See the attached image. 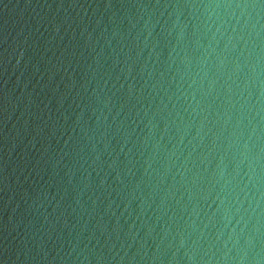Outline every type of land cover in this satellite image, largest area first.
<instances>
[{"label":"water","instance_id":"water-1","mask_svg":"<svg viewBox=\"0 0 264 264\" xmlns=\"http://www.w3.org/2000/svg\"><path fill=\"white\" fill-rule=\"evenodd\" d=\"M0 264H264V0H0Z\"/></svg>","mask_w":264,"mask_h":264}]
</instances>
